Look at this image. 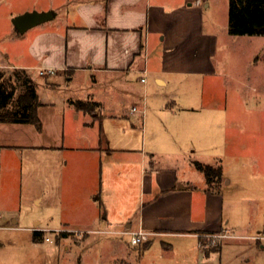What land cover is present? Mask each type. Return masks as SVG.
<instances>
[{"label":"crops","instance_id":"crops-1","mask_svg":"<svg viewBox=\"0 0 264 264\" xmlns=\"http://www.w3.org/2000/svg\"><path fill=\"white\" fill-rule=\"evenodd\" d=\"M0 9V70L9 76L26 72L36 87L41 124L39 130L0 123V208L16 211L25 178H38V155L55 167L62 156L67 160L63 203L89 204L90 193L101 187L105 192L97 200L108 231L123 224L126 229L116 231L120 235L151 233L141 245L149 246L152 237L183 238L210 258V235L264 236V226L232 224L235 206L226 214L229 202L221 182L196 180L194 163L203 160L195 132L188 130L195 116L175 108L172 100L147 97L152 81L164 89L175 86L180 76L203 72L196 66L215 56L214 40L204 39L197 16L184 5L169 12L153 0H0ZM30 12L54 17L21 34L13 20ZM47 69L57 73L41 76L39 71ZM171 76L174 84L166 78ZM75 101L98 106L90 113L79 111ZM138 133L144 136L141 147L133 144ZM134 152L138 163L130 158ZM34 201L41 202L38 193ZM35 226L34 232L43 231L38 222ZM244 247L249 263L250 258L254 264L264 260V242Z\"/></svg>","mask_w":264,"mask_h":264},{"label":"rangeland","instance_id":"rangeland-1","mask_svg":"<svg viewBox=\"0 0 264 264\" xmlns=\"http://www.w3.org/2000/svg\"><path fill=\"white\" fill-rule=\"evenodd\" d=\"M153 1L169 7V12L184 5L186 12L197 16L202 21L204 39L214 40L215 56L204 67L196 66L203 72L180 76L175 86L164 89L152 81L153 91L147 97L172 100L175 108L195 116V124L188 130L195 132L197 156L202 163L222 169L221 193L229 202L226 214L235 206L233 214L237 216L232 224L241 229L248 224L263 227L264 37L229 33L230 0ZM160 41L157 39L156 47ZM166 78L174 84L176 77ZM133 104L127 105L131 108ZM127 116L128 120H134ZM135 136L133 144L141 147L144 136L142 133ZM146 143H152L150 135ZM131 154V160L138 163L139 153ZM39 156L38 178H25L16 211L0 208V264H254L251 258L249 263L244 247L254 241L249 233L230 232L228 239H218L211 247L220 245L221 251L212 252L210 258L183 238L152 237L149 246H132L129 236L115 234L118 229H126L125 225L113 226L111 231L115 233L108 231L110 227L105 225V214L97 200L102 196L101 187L96 186L90 193L89 204L88 201L76 207L69 201L65 204L61 180L66 175L62 169L67 171V160L61 156L59 167H55ZM194 170L197 181L205 180L203 173ZM36 193L40 203L34 201ZM138 213L137 210L133 218ZM36 222L44 232L38 241L34 234ZM61 232L68 235L58 241L56 237ZM255 264H264V260Z\"/></svg>","mask_w":264,"mask_h":264},{"label":"trees","instance_id":"trees-1","mask_svg":"<svg viewBox=\"0 0 264 264\" xmlns=\"http://www.w3.org/2000/svg\"><path fill=\"white\" fill-rule=\"evenodd\" d=\"M229 33L233 36H263L264 37V0H230ZM79 111L92 112L97 103L91 101L71 102ZM38 95L34 83L24 71H15L8 76L0 70V123L34 125L41 129L37 116L39 107ZM196 169L204 174L208 185L218 184L222 180V169L211 165L194 163ZM35 231V240L43 234ZM67 233L57 235L59 241L67 237ZM220 250V245L209 247L207 254Z\"/></svg>","mask_w":264,"mask_h":264},{"label":"built area","instance_id":"built-area-1","mask_svg":"<svg viewBox=\"0 0 264 264\" xmlns=\"http://www.w3.org/2000/svg\"><path fill=\"white\" fill-rule=\"evenodd\" d=\"M40 75L43 77H47V76H54L57 72L56 70L53 69H47V70H40L39 71ZM144 74L147 75V71H144ZM142 82L145 83L146 82V78H142ZM137 108L133 109V112H137ZM1 213H0V218H1ZM36 231H40L37 230ZM110 233H115V232H110ZM115 234H119L118 232ZM121 234L123 235H128L130 237V243L132 246H139L141 244L147 243L150 241V237L152 236L151 233L139 230V231H125L122 232ZM230 236L227 235L226 233L224 234H216V235H210L208 236V238L211 241V244L216 245L217 244V240L218 239H227ZM252 239L254 241H260V242H264V236L262 235H258L255 237H252ZM49 240V239H47Z\"/></svg>","mask_w":264,"mask_h":264},{"label":"water","instance_id":"water-1","mask_svg":"<svg viewBox=\"0 0 264 264\" xmlns=\"http://www.w3.org/2000/svg\"><path fill=\"white\" fill-rule=\"evenodd\" d=\"M53 17L54 14L51 12H30L16 17L13 20V25L19 33L24 34L29 29L52 20Z\"/></svg>","mask_w":264,"mask_h":264}]
</instances>
